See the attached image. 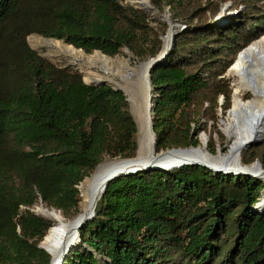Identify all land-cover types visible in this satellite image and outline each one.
<instances>
[{"label": "trees", "instance_id": "1", "mask_svg": "<svg viewBox=\"0 0 264 264\" xmlns=\"http://www.w3.org/2000/svg\"><path fill=\"white\" fill-rule=\"evenodd\" d=\"M150 1L180 24L149 73L155 150L196 146L217 108L231 106L224 73L264 34V0ZM123 2L0 0V264H48L38 243L53 223L30 208L40 201L76 214L83 178L106 158L135 155L137 126L123 92L85 83L26 41L37 34L107 57L126 48L131 64L155 57L167 24L153 27ZM239 160L264 168V142ZM263 194L262 178L201 165L116 177L61 264H264V211L255 209Z\"/></svg>", "mask_w": 264, "mask_h": 264}, {"label": "bare ground", "instance_id": "2", "mask_svg": "<svg viewBox=\"0 0 264 264\" xmlns=\"http://www.w3.org/2000/svg\"><path fill=\"white\" fill-rule=\"evenodd\" d=\"M133 6L146 11L151 17H158L157 11L150 0H128ZM174 32L169 22L166 34L163 36L162 52L170 49L171 38ZM32 48L45 49L46 56L65 57L70 65L80 71L85 82H108L115 88L124 91L131 102L133 116L138 129V149L136 157L146 160L155 157L152 144V128L149 98L151 95L147 77L148 62L137 68L128 63L123 57H107L99 51L86 54L80 49L67 45L57 39L28 36ZM241 53V54H240ZM233 61L228 75L233 78V92L231 106L223 120L222 132L230 139L227 151L210 153L206 149L207 136H199V144L187 150L167 152V160L187 158L202 162L213 170L218 168L236 169L240 166L239 152L250 140L264 136V34L250 42L241 50ZM244 87L248 90L247 96H240L237 90ZM119 162L110 159L102 162L95 173L87 176L80 184L79 212L77 216L66 219L53 208L37 207L36 213L44 216L53 224L40 241V245L57 262L59 252L64 246L71 244L76 233V221L89 207L93 196L100 194L98 185L106 171L114 169ZM247 169L258 173L264 179L262 167L248 166ZM256 210L264 211V194L260 198ZM70 250L66 255H68ZM65 255V256H66Z\"/></svg>", "mask_w": 264, "mask_h": 264}, {"label": "water", "instance_id": "3", "mask_svg": "<svg viewBox=\"0 0 264 264\" xmlns=\"http://www.w3.org/2000/svg\"><path fill=\"white\" fill-rule=\"evenodd\" d=\"M135 7V6H134ZM156 9V8H155ZM157 10V9H156ZM158 11V10H157ZM159 18L160 20L162 21H166L168 23V27H169V22L173 25L174 27V32L172 34V38H171V45H170V49L173 47V44H174V37L177 33L176 29L178 27H180V24H174L172 23L170 20H169V17L168 15H164L162 13L159 12V16L157 17ZM168 30V29H167ZM167 32V31H166ZM166 34V33H165ZM49 39H52V38H49ZM162 46H163V43H162ZM162 46H161V49L159 51V53L155 56V57H152V58H149L147 60H144V61H140L138 62L136 65H134L137 70L140 68L141 64L142 63H145V62H148V67H147V77H148V83L150 85V76H149V73H150V70L155 66L157 65L158 63H160L162 60H164V58L166 57V55L168 54L169 50H167L166 52H162ZM98 51V50H96ZM240 52V51H239ZM236 54V56L238 55V53ZM102 54V53H101ZM104 55V54H103ZM236 58V57H235ZM233 63V62H232ZM232 63L228 66V68L226 69L224 75L227 76L228 74V71L232 65ZM78 73H80L81 77H82V74L80 71L76 70ZM83 80V79H82ZM84 81V80H83ZM85 82V81H84ZM85 83H88V82H85ZM88 84H93V85H96V86H100V85H109L111 86L112 88H114L115 90H120L123 92V94L126 96V94L124 93L123 90H121L120 88H115L112 84L108 83V82H101V83H88ZM150 89H151V95H150V98H149V102L151 104V107H150V113H152V110H153V90L151 88V85H150ZM126 99L129 101L128 97L126 96ZM136 126H137V123L136 121L134 120ZM151 128H152V121H151ZM201 135H205L204 133H202ZM206 136V135H205ZM264 142V136L263 137H259L255 140H250L248 141L244 148L246 147H250V146H258L260 144H262ZM152 144H153V151H154V154H155V157H152V158H149V159H146V160H139L137 159L136 157V153H137V149H138V146L136 148V151H135V155L132 156V157H128V158H115V159H110L112 161H117L119 162L118 165L114 168V169H111V170H108L104 173L103 175V178L101 179L99 185H98V188H97V191L100 193L98 194L97 196H93V200L91 202V204L89 205V207H87V209L81 214V216L78 218V220L76 221V224H75V227H76V233H75V237L74 239L71 241V244L68 245V246H64L61 251L59 252L58 254V257H57V262H53L52 259L49 260V263L48 264H61L62 261L64 260V258L66 257V253H68L70 250H73L76 248V246L78 245V242H79V236H78V231L79 229H81L82 227H84L85 223L87 221H89L90 219H92V217L94 216V210H95V207H96V202L97 200L99 199L101 193L103 192V190L105 189V187L107 186L108 182L115 179L116 177H119V176H122V175H130V174H133L135 172H138V171H148V170H152V169H163V170H167V169H171V168H177V167H181V166H184V165H201V166H204L210 170H213L212 167L202 163V162H198L194 159H187V158H179V159H173V160H167L165 155L167 154V152H172V151H177V150H187L189 149L191 146H188V147H177V148H170V149H166V150H161V151H156L155 150V136H154V132H153V129H152ZM109 159V158H107ZM107 159H104L102 160L100 163H98L96 165V167L94 168L93 172L90 173V175L94 174L96 169L98 168V166L104 162L105 160ZM258 166V167H261L260 166V163L258 160H254V162L250 165H241L238 166V168L236 169H226V168H218L217 170H213L214 172H223V173H226V174H229V173H234V174H244V175H248V176H252V177H255V178H260L258 175V173L254 172V171H249L247 169L248 166ZM261 170H264L261 169ZM89 175V176H90ZM87 177V176H86ZM84 177L83 180L86 178ZM82 180V181H83ZM81 181V182H82ZM80 182V183H81ZM78 189H79V185L77 186ZM79 204V202H78ZM74 216H77L74 215ZM73 216V217H74ZM72 217V218H73ZM44 237V236H43ZM38 247L44 249L40 243H38ZM45 250V249H44Z\"/></svg>", "mask_w": 264, "mask_h": 264}, {"label": "rangeland", "instance_id": "4", "mask_svg": "<svg viewBox=\"0 0 264 264\" xmlns=\"http://www.w3.org/2000/svg\"><path fill=\"white\" fill-rule=\"evenodd\" d=\"M123 3H127V4H130V5H132L128 0H124V2ZM230 5V2L229 1H227V2H225L224 4H223V6L220 8V11H219V13L217 14V16H216V19L219 21V20H224L225 18H226V16H227V14L228 13H225L228 9H229V6ZM133 6V5H132ZM137 8V7H136ZM146 12V11H145ZM160 13H162V14H164V15H168V17H169V14H168V12H167V8L164 10V12H160ZM234 13V10L232 11V14ZM146 14H147V17H148V20H149V22H150V25L151 26H153V27H156L157 26V23H156V21H162V20H160L159 18H157V17H151L147 12H146ZM163 22H165L166 24H167V29H168V23L166 22V21H163ZM167 29H166V31H167ZM166 31H165V33H166ZM30 35H36V36H38V37H42V36H40V35H37V34H30ZM165 35V34H164ZM163 35V36H164ZM29 36V35H28ZM28 36L26 37V41H27V43H28V45L31 47V45L29 44V41H28ZM163 36H162V43H163ZM59 41H62V40H59ZM63 43H65L64 41H62ZM66 44V43H65ZM32 48V47H31ZM33 50H35V51H37L41 56H43L44 58H46V59H48L50 62H52L53 64H55V65H57V66H61V67H68V68H70L71 70H74V71H76V69L72 66V65H70L69 63H68V61H67V59L65 58V57H57V56H46L45 55V49H41V50H37V49H34V48H32ZM244 49V48H243ZM122 52L120 53V54H116L114 57H123L124 59H126L127 61H128V63H130V62H133V61H130V58H131V54L129 53V51L126 49V48H122V50H121ZM241 54V53H240ZM235 61V60H234ZM138 62H135V64L133 63L132 65H136ZM131 64V63H130ZM224 77H226V78H228L229 79V81H230V83H229V85H230V88H231V95H232V92H233V86H234V84H233V78L231 77V75H228L227 74V76L226 75H224ZM82 79H83V77H82ZM84 80V79H83ZM244 91H248L246 88H244V87H241V88H239L238 90H237V92H238V94L242 97V96H245V94H246V92H244ZM153 95H154V92H153ZM218 104L220 105V104H222V102H223V98L220 96V97H218ZM129 102V111H130V113H131V115H132V117H133V119L135 120V118H134V116H133V112H132V109H131V102H130V100L128 101ZM230 105H231V99H230ZM230 109V108H229ZM228 109V110H229ZM228 110H227V112L226 113H223V110L220 108V107H218L217 108V113H216V115H217V122H215V124H209V126H208V128H207V131L206 132H200L199 133V135H198V144H199V136L202 134V133H204L206 136H207V145H206V148H207V151L208 152H210L208 149H212L213 150V152H210V153H213V154H216V153H218V152H225V151H227V149H228V146H229V142H230V139L222 132V127H223V120L225 119V117H226V114L228 113ZM138 129H137V132H136V141H137V146H138ZM247 148V147H246ZM243 149H245V148H243ZM243 149H241L240 150V152H239V157H240V153L242 152V150ZM107 159V158H106ZM253 163V162H252ZM251 163V164H252ZM80 191V190H79ZM81 197V196H80ZM80 201V200H79ZM41 206H43V207H46L43 203H41L40 201H38L36 204H34L31 208H30V210L31 211H33L35 214H37L36 213V208L37 207H41ZM49 208H51V207H49ZM54 209V208H53ZM56 210V209H55ZM59 213H61L62 215H63V213L61 212V211H59V210H57ZM78 212H79V204H78ZM77 212V213H78ZM76 213V214H77ZM76 214H74V215H76ZM38 215V214H37ZM74 215H72V216H69V217H67V216H65V215H63L66 219H70V218H72ZM39 216H41V215H39ZM41 217H43V218H45V219H48V218H46V217H44V216H41ZM48 220H50V219H48ZM51 221V220H50ZM52 223H53V221H51ZM40 243V242H39Z\"/></svg>", "mask_w": 264, "mask_h": 264}]
</instances>
